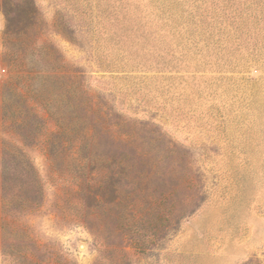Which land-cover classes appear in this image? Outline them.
Returning <instances> with one entry per match:
<instances>
[{"label":"rangeland","instance_id":"374dc122","mask_svg":"<svg viewBox=\"0 0 264 264\" xmlns=\"http://www.w3.org/2000/svg\"><path fill=\"white\" fill-rule=\"evenodd\" d=\"M0 218V264H264V0H0Z\"/></svg>","mask_w":264,"mask_h":264},{"label":"trees","instance_id":"16d2710c","mask_svg":"<svg viewBox=\"0 0 264 264\" xmlns=\"http://www.w3.org/2000/svg\"><path fill=\"white\" fill-rule=\"evenodd\" d=\"M7 5V4H6ZM1 8H2V11L4 12V14L6 15V16H8V14H9V8H7L6 6H5V4H3V2H2V6H1ZM141 155V154H140ZM136 156H139V155H136ZM139 159L141 158V156L140 157H138ZM22 159V158H21ZM23 160V159H22ZM130 169H133V167H131ZM0 221H1V218H0ZM0 231H1V226H0Z\"/></svg>","mask_w":264,"mask_h":264}]
</instances>
